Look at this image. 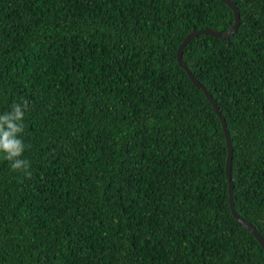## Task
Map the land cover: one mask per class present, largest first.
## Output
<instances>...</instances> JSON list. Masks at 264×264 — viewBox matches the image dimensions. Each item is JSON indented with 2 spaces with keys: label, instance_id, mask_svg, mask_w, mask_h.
<instances>
[{
  "label": "trees",
  "instance_id": "trees-1",
  "mask_svg": "<svg viewBox=\"0 0 264 264\" xmlns=\"http://www.w3.org/2000/svg\"><path fill=\"white\" fill-rule=\"evenodd\" d=\"M231 1L236 34L183 60L264 239V0ZM234 23L221 0H0V113L29 101L32 172L0 159V264H264L222 122L177 59Z\"/></svg>",
  "mask_w": 264,
  "mask_h": 264
},
{
  "label": "water",
  "instance_id": "water-1",
  "mask_svg": "<svg viewBox=\"0 0 264 264\" xmlns=\"http://www.w3.org/2000/svg\"><path fill=\"white\" fill-rule=\"evenodd\" d=\"M222 2H224L225 4H227L232 11L234 12V19H235V23L232 26V28L225 34L220 33L219 31L215 30V29H205V30H199V31H195L190 33L185 40L182 42V44L180 45L179 49H178V53H177V59L178 62L180 64V66L188 73L191 81L198 87L200 88L204 95L206 96V98L208 99V101L211 103V105L213 106L215 112L217 113L218 117L220 118L222 125H223V130H224V134H225V138H226V142H227V146H228V160H227V165H226V175L228 178V182H229V193H230V207H231V211L232 214L234 216V218L240 222L242 225H244L246 227V229H248V231L250 233H252L256 239L258 240V242L260 243V245L262 246V248L264 249V239L260 236V234L258 233V231L256 230V228L251 225L250 223H248L247 221H245V219L237 212L236 207H235V202H234V183L232 180V166H233V140L231 137V133L230 130L228 128V125L226 123L225 118L222 115V111L220 110L218 104L216 103V101L214 100V98L208 93V91L206 90L205 87H203L193 76V74L190 72V70L187 68L184 60H183V55H184V51L186 49V47L197 37L202 36V35H209L212 37H216L219 38L221 40H227L229 38H231L232 36H234L236 34V32L238 31V28L240 26L241 23V15H240V10L237 7V5L231 1V0H221Z\"/></svg>",
  "mask_w": 264,
  "mask_h": 264
},
{
  "label": "clouds",
  "instance_id": "clouds-1",
  "mask_svg": "<svg viewBox=\"0 0 264 264\" xmlns=\"http://www.w3.org/2000/svg\"><path fill=\"white\" fill-rule=\"evenodd\" d=\"M28 110L29 101L21 97L11 104L8 111L0 113V159L7 161L14 173L30 179L31 162L24 157L29 146L22 138L25 132V114Z\"/></svg>",
  "mask_w": 264,
  "mask_h": 264
}]
</instances>
